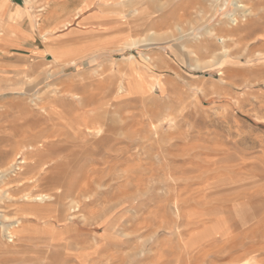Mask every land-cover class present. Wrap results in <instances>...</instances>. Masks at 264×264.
I'll return each instance as SVG.
<instances>
[{"label": "rangeland", "instance_id": "rangeland-1", "mask_svg": "<svg viewBox=\"0 0 264 264\" xmlns=\"http://www.w3.org/2000/svg\"><path fill=\"white\" fill-rule=\"evenodd\" d=\"M263 3L0 0V264H264Z\"/></svg>", "mask_w": 264, "mask_h": 264}, {"label": "bare ground", "instance_id": "bare-ground-1", "mask_svg": "<svg viewBox=\"0 0 264 264\" xmlns=\"http://www.w3.org/2000/svg\"><path fill=\"white\" fill-rule=\"evenodd\" d=\"M197 1V0H196ZM214 1H217V0H214ZM170 2V1H169ZM179 2V1H178ZM264 4V3H263ZM259 5V4H258ZM169 7V6H168ZM239 8H241L242 6H238ZM160 15V14H159ZM164 15V14H163ZM144 16V15H143ZM147 16V15H146ZM162 17V16H161ZM238 18V17H237ZM143 19V18H142ZM159 19V18H158ZM232 20H235V19H232ZM138 21V20H137ZM234 22H236V20L234 21ZM241 22V21H240ZM2 23V22H1ZM130 23V22H129ZM0 25H2V24H0ZM3 26V25H2ZM4 27V26H3ZM255 27V26H254ZM1 28V27H0ZM2 29H4V28H2ZM247 29V28H246ZM257 30V29H256ZM141 31V30H140ZM140 31H139V33H140ZM1 33H2V31H1ZM247 34V33H246ZM4 36V35H3ZM228 39V38H227ZM44 41V40H43ZM179 55V54H178ZM161 56V55H160ZM163 60H164V58H163ZM168 61V60H167ZM170 61V60H169ZM171 62V61H170ZM149 71V70H148ZM231 71V70H230ZM264 72V70H261V72ZM223 72H226L225 70H223ZM238 72V71H237ZM236 72V73H237ZM255 73V72H254ZM260 73V72H259ZM232 74H233V72H232ZM238 74V73H237ZM241 74V73H240ZM229 76V75H228ZM133 77V76H132ZM234 78V77H233ZM131 79H133L134 81H135V79L134 78H131ZM129 82V81H128ZM129 84H131V83H129ZM52 94V93H51ZM54 100V99H53ZM53 100H51V101H53ZM50 101V100H49ZM63 101V100H62ZM34 103V102H33ZM56 106V105H55ZM50 108V107H49ZM53 108V107H52ZM55 108V107H54ZM65 109V108H64ZM76 109V108H75ZM13 111V110H12ZM74 112V111H73ZM14 113V112H13ZM49 113V112H48ZM65 113H67V112H65ZM47 114V113H46ZM13 117V116H12ZM16 117H17V115H16ZM69 117V116H68ZM45 118V117H44ZM70 118V117H69ZM6 119H7V117H6ZM38 119V118H37ZM42 119V118H41ZM57 119V118H56ZM58 120V119H57ZM39 121H40V119H39ZM42 121V120H41ZM82 121V120H81ZM102 122V121H101ZM75 124V123H74ZM92 124V123H91ZM108 124V123H107ZM85 126V125H84ZM111 126H112V124H111ZM103 127H105V126H103ZM81 128V127H80ZM100 128H101V124H99V123H97V124H95L94 126H91V128L90 129H92V130H94V131H96V132H98L99 130H100ZM84 129L85 130H89V127H87V126H85L84 127ZM98 130V131H97ZM104 130V129H103ZM116 130V129H115ZM91 131V130H90ZM88 132V131H87ZM103 132V131H102ZM118 132V131H117ZM15 133V132H14ZM89 133H91L92 134V132H89ZM94 133V132H93ZM84 134V133H83ZM76 135V134H75ZM111 135V134H110ZM94 136V135H93ZM96 136V135H95ZM87 137V136H86ZM94 138H96V137H94ZM99 138V137H98ZM102 138V137H101ZM101 138H99V139H101ZM50 143V142H49ZM54 143V142H53ZM59 143V142H58ZM66 144V143H65ZM57 145V144H56ZM60 145V144H59ZM58 145V146H59ZM63 146V145H62ZM51 147V146H50ZM64 147V146H63ZM62 147V148H63ZM95 147H97V146H95ZM94 147V148H95ZM52 148V147H51ZM56 149H57V147H55ZM40 149V148H39ZM48 149H50V148H48ZM88 149H89V147H88ZM61 150V149H60ZM92 151H94V150H92ZM81 152V151H80ZM87 152V151H86ZM90 152V151H89ZM55 153V152H54ZM57 154V153H56ZM60 155V154H59ZM130 158V157H129ZM57 159V158H56ZM33 160V159H32ZM77 161V160H76ZM32 162V161H31ZM28 163V162H27ZM56 163H58V162H56ZM52 164V163H51ZM33 165H35V164H33ZM70 165V164H69ZM68 166V165H67ZM30 167V166H29ZM34 167V166H33ZM51 167V166H50ZM26 168H27V166H26ZM29 169V168H28ZM51 169L52 168H50V171H51ZM36 171H38V169L36 168L35 169ZM32 171V170H31ZM50 171H48L49 173H50ZM63 171H64V168H63ZM66 171V170H65ZM28 172V171H27ZM59 172V171H58ZM71 172V171H70ZM56 173V172H55ZM66 174V173H65ZM54 176V175H53ZM41 177V176H40ZM43 177V176H42ZM61 177V176H60ZM65 177V176H64ZM54 179V178H53ZM44 180V179H43ZM40 181V180H39ZM41 182V181H40ZM43 182V181H42ZM6 183V182H5ZM38 183V185H39V182H37ZM4 184V183H3ZM9 184V183H8ZM42 183H40V185H41ZM38 187V186H37ZM51 190V189H50ZM48 191H49V189H48ZM59 191V190H58ZM65 191V190H64ZM50 193V192H49ZM59 194H60V192H59ZM48 194L47 195H39V196H35V200L37 199V198H41V199H43V201L45 200V199H48ZM23 198H25V200L26 201H31V200H33L32 199V195H29V196H25V197H23ZM52 198H53V196H52ZM39 200V199H38ZM58 203V202H57ZM72 203H73V201H72ZM61 204V203H60ZM62 204H63V201H62ZM61 204V205H62ZM61 205H59V208L61 207ZM63 207V206H62ZM64 210V209H63ZM64 215H65V211H64ZM59 220V219H58ZM11 226V225H10ZM24 227V226H23ZM9 230V229H8ZM10 232V231H9ZM8 232V233H9ZM11 234V233H10ZM19 234V233H18ZM13 238V237H12ZM59 250V249H58ZM56 251V250H55ZM52 253H53V251H52ZM51 253V250H50V254H52ZM49 254V255H50ZM55 256H56V254H55ZM55 258V257H54ZM53 258V259H54ZM57 258V257H56ZM15 260V259H14ZM55 260V259H54ZM40 262V261H39ZM50 262V261H49ZM46 263V262H45ZM48 263V262H47ZM52 263L54 264L55 262L52 260ZM51 263V264H52ZM34 264V263H33ZM50 264V263H49Z\"/></svg>", "mask_w": 264, "mask_h": 264}]
</instances>
